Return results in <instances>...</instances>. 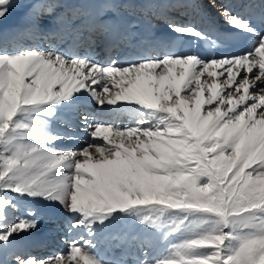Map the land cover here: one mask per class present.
<instances>
[{"label":"snow or ice","instance_id":"1","mask_svg":"<svg viewBox=\"0 0 264 264\" xmlns=\"http://www.w3.org/2000/svg\"><path fill=\"white\" fill-rule=\"evenodd\" d=\"M129 260L264 264V0H0V264Z\"/></svg>","mask_w":264,"mask_h":264},{"label":"bare ground","instance_id":"2","mask_svg":"<svg viewBox=\"0 0 264 264\" xmlns=\"http://www.w3.org/2000/svg\"><path fill=\"white\" fill-rule=\"evenodd\" d=\"M215 23H217V24L219 23L218 19H216ZM141 25H145L146 28H147L148 30H150V26H149L148 24H146L144 20H141ZM141 25H140V27H141ZM112 243H115V242H112ZM121 248L123 249V251H124V250H127L128 253H129V255L134 254L135 251H136V249H135L134 246H133V247H129L127 244H125V245H124L123 247H121ZM121 248H120V249H114L115 255H116L117 257L121 254V252H120V250H122ZM130 262H131V260H129V263H130Z\"/></svg>","mask_w":264,"mask_h":264},{"label":"rangeland","instance_id":"3","mask_svg":"<svg viewBox=\"0 0 264 264\" xmlns=\"http://www.w3.org/2000/svg\"><path fill=\"white\" fill-rule=\"evenodd\" d=\"M120 249V248H119ZM122 249V248H121ZM125 251V250H124ZM120 252H123V249L122 250H120Z\"/></svg>","mask_w":264,"mask_h":264}]
</instances>
